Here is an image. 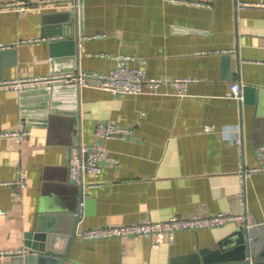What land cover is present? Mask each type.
Wrapping results in <instances>:
<instances>
[{
    "label": "crops",
    "instance_id": "1",
    "mask_svg": "<svg viewBox=\"0 0 264 264\" xmlns=\"http://www.w3.org/2000/svg\"><path fill=\"white\" fill-rule=\"evenodd\" d=\"M18 1L0 0V44L13 52L2 80L52 74L49 43L70 33L73 70L62 73H105L123 63L148 77L192 81L182 97L165 83L153 94L114 95L95 82L75 86L71 95L53 96L52 84L26 93L1 89L0 131L24 121L31 135L0 137V251L35 253L25 241L38 216L74 213L81 201L68 247L69 259L80 264H168L214 247L241 225L99 240L81 238L87 228L237 214L243 202L249 223H264V172H252L243 185L238 176L240 164L262 162L264 0H49L73 4L65 8L24 0L35 8L7 7ZM66 12L70 20L53 17ZM58 27L60 35L44 34ZM233 83L240 85L239 100L230 97ZM99 123L131 128L132 135L102 139L94 134ZM235 129L241 144L232 141ZM79 143L103 148L118 162L77 184L67 161ZM22 172L20 189L14 183Z\"/></svg>",
    "mask_w": 264,
    "mask_h": 264
},
{
    "label": "built area",
    "instance_id": "2",
    "mask_svg": "<svg viewBox=\"0 0 264 264\" xmlns=\"http://www.w3.org/2000/svg\"><path fill=\"white\" fill-rule=\"evenodd\" d=\"M7 7L14 10H30L35 6L29 4L24 0L7 4ZM65 8L73 7V4L67 2H56L46 0L40 2L36 8ZM240 8L244 5L239 6ZM11 46L0 44V51L7 50ZM128 58H121V60H127ZM192 79L190 78H172L163 79L156 77H148L144 70L138 68H131L123 63L118 65L105 73L100 72H67V73H52L49 75L22 77L11 80H0L1 89H14L17 91H23L27 89H37L49 84L60 83L64 85H75L79 88L90 86L91 82L98 84V87L111 93V94H153L158 91L162 84H169L173 87L175 95L182 97L185 95V91L188 83ZM230 97L235 99H241L240 85L233 83L230 88ZM236 132V129L234 130ZM94 134L102 139L117 138L126 139L132 135V129L121 126L115 123H99L94 129ZM31 135V129L24 121H20L17 127L12 130L0 131V137L4 138H16L18 140H24ZM235 144H241L242 139L238 131L232 140ZM261 164L256 168H245L243 164H240L238 176L240 178V184L243 185L247 176L252 172H264V145L260 146ZM118 161L115 157L109 155V153L103 149H94L91 146L79 143L70 146L68 151L67 169L70 179L77 183L82 184L84 182V176L88 173H100L102 165L104 164H116ZM13 184V183H12ZM17 187L23 189L26 187V178L24 173H21L20 178L15 182ZM5 185V184H0ZM7 185V184H6ZM84 202H79L77 215L81 217ZM0 214H2L0 210ZM229 223H235L242 226L244 230H249L253 225L248 221V214L245 202L241 204V210L237 214L218 212L204 216H191L181 217L173 215L165 220L152 221L146 220L143 222L133 224H121V225H106L94 228H87L80 232L81 238L85 240H99L107 238H123V237H145L154 234H161L166 232H176L183 230H200L207 228L221 227ZM17 254H23V251H0V259L6 256H13Z\"/></svg>",
    "mask_w": 264,
    "mask_h": 264
},
{
    "label": "water",
    "instance_id": "3",
    "mask_svg": "<svg viewBox=\"0 0 264 264\" xmlns=\"http://www.w3.org/2000/svg\"><path fill=\"white\" fill-rule=\"evenodd\" d=\"M53 17L56 20L69 19L71 12L58 13ZM44 34L60 35V27ZM70 36V33H63V38L53 39L49 43V52L53 58L51 60L53 73L73 70L72 64L70 66L69 64L75 58L76 49L74 39ZM11 55L13 52L10 50L0 51V80L3 78V67L11 63L6 60ZM64 63L66 66L60 67ZM52 85L50 91L53 96L63 91H70L71 95L76 88L73 84ZM77 212L78 208L74 213L40 214L35 229L26 234L25 241V246L36 252L10 256L5 264H80L70 260L68 255V247L72 240L71 233L80 218ZM60 240L65 242L62 248L59 247ZM168 264H264V223L256 224L247 231L237 226L233 232L217 241L214 247H199L188 254L174 256Z\"/></svg>",
    "mask_w": 264,
    "mask_h": 264
}]
</instances>
